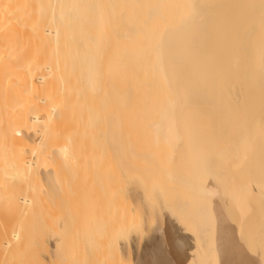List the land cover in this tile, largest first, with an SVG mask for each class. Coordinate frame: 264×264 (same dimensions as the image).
<instances>
[{"label":"bare ground","instance_id":"1","mask_svg":"<svg viewBox=\"0 0 264 264\" xmlns=\"http://www.w3.org/2000/svg\"><path fill=\"white\" fill-rule=\"evenodd\" d=\"M181 1L176 4L175 0H0V178L12 184L22 182L28 188L34 189L35 185H38L36 183L41 182L46 188L45 195L48 200L55 199L57 187L55 184L58 181L57 175H60L59 171L65 173L66 170L65 174L70 178L69 175L74 173L73 169L76 167L80 169L78 164L75 165L78 150H81L79 136L93 134V130H98L93 128H99V123H102L106 147L112 149L111 141H117L113 149L117 147V151H121L123 144L119 145V142H123L118 139H121L119 135L123 131L127 132L126 129L121 130V123L123 125L126 115L130 113L128 109L130 106L127 107L128 101L131 100L130 95L136 93L134 91L138 88L136 86L145 85L148 88L150 85L147 86V82L143 84V80V85L134 84L136 82H130L128 85L115 83L116 77L113 78V72L116 70L118 74V70L114 68L110 59L113 52L120 62H123V59L132 57L131 53L135 49L129 44L134 51L129 53L131 51L129 47V50L125 51L128 53H124V49L123 51L120 49L118 56L116 50L113 51L110 46L113 43L122 44L121 47L127 46L125 44L130 42L141 46L150 43L153 52L150 47L143 49L139 46L143 50L141 53L145 50L149 54L154 53H151L152 56L156 55L153 63L149 65L147 59L152 58L144 52L145 60L141 58L144 57L141 54V56L138 54L140 57L136 59H141L142 62L147 60L149 66L133 63L130 61L131 58L126 60L125 65H128V61L131 62L127 69L135 74L132 77L133 75L129 73L132 79L136 75L139 77L136 80L142 77L145 79L154 72L153 70H157L156 73L160 72L164 78L165 82H162L166 84L167 93L170 95L164 97L165 99L157 98L156 95L158 99L157 101L154 98L156 104L152 102V107L146 104V112L147 108L149 110L154 108L156 112L152 115L148 110L153 117L151 116V119L147 112L146 117L149 115L150 120L144 122L150 128V137L154 145L158 146L155 149L154 146L151 148L157 151L162 145L165 147L164 144L169 148L167 158L172 163V168L167 166L169 169L165 168L164 173H161L163 169L155 172L161 173L162 176L165 174V179L173 185L163 183L166 186L161 187L163 190H160L159 197H165L167 194L169 200H164L161 204L157 202L161 205L160 209L157 205L159 215L157 214L158 218H155L158 222L156 225L152 224L155 218H151L153 222L150 219L151 223L148 221L149 227L152 224V229L148 230L150 232L152 230L153 234L146 240L141 237L144 235L141 233L136 244L143 242L145 250L151 248L157 258L156 264H264V0ZM258 36L261 38L258 39ZM137 50L139 51V47ZM135 54L137 55L135 52L132 55ZM114 62L118 65V61ZM121 63L120 67L124 68V62L123 65ZM137 63L141 66H136ZM139 71L142 72L140 76ZM182 76L184 81L179 78ZM158 80L157 78L156 82ZM150 82L148 81L149 84ZM157 85L160 86L159 83ZM164 85L161 84L163 87ZM179 86L184 89L182 91L179 89L181 97L177 96L180 93L175 91ZM186 87L189 88L185 90ZM136 91L139 97L141 91ZM144 94L146 95L145 92ZM182 104L186 107H182L181 110L178 106ZM192 104L199 106L196 108L200 111L204 110L207 120L210 119L209 122L211 121L214 127L213 131L209 127L212 136H207L209 133L201 127L203 124L199 123L202 121L196 112L198 109L190 115L189 123L187 116L189 113H185V109ZM140 113L142 115L144 112L139 111V115ZM186 123L190 130L186 132L187 136L189 134L188 138L184 137L185 134L181 131V126H187ZM67 124L74 126L73 130L65 132L62 144H55L61 141L57 138L60 135L57 134L64 133L65 129L69 130L70 126L68 128L65 126ZM224 124L231 130L237 127L236 133L235 131L230 133L229 128L226 130L224 128L226 126L223 127ZM230 125L234 128L232 129ZM255 134L261 137H255ZM56 135L58 141L53 142ZM88 139H85L86 143ZM129 142L132 144L131 147L135 146L130 140ZM128 143L126 141L127 150L130 147ZM54 145L57 146L53 147ZM132 149L131 156L135 152L134 156L141 157L150 165L149 167H153L155 155L157 157L161 155L150 149L149 152L136 155L140 151H135V148L132 152ZM108 151L105 152L108 154ZM113 152L114 155L117 153L115 150ZM188 152L191 154L192 166H189L191 170L185 164L183 166L190 170L191 179L185 176L184 172H180L177 166L183 162V157ZM47 159L55 163L59 161L55 165V167L58 165L56 169L59 171L49 169L48 164L51 161L46 162ZM90 159L88 163L94 166ZM102 161L103 159L100 162ZM148 164L144 166L146 167L144 170H142L144 167L140 168L139 172H145L142 173L146 181L154 174ZM87 165L86 163L85 166L88 167ZM98 165L103 167L104 161ZM123 165L131 167L129 163L128 166L123 163L122 171L125 169ZM69 169H72V172ZM67 170L71 174L67 173ZM101 170L99 168L98 171ZM127 172L130 171H124L126 176ZM96 174L97 172L94 174L96 183L103 187L102 183L107 180L104 178L106 174L102 176L103 178H100V173L98 177ZM61 175L63 179L64 175L62 173ZM62 183L64 186L65 182ZM19 186L24 188L22 185ZM25 191L28 190H24V193ZM31 195L33 194L18 197L22 202L18 203L21 204L20 210L24 214L30 209L37 208L35 204L33 205ZM209 195L214 196L210 198ZM55 201L53 203H56ZM106 203L103 205L104 208L108 206H105ZM50 207L48 210L55 216L51 215V219H47L49 225L55 220L56 226L53 224L55 230H51H54L52 231L54 234L52 233L47 243L53 254L63 249L61 247L65 241L68 242L63 238L67 237L64 235H68L69 228L74 224L71 222L75 221L76 216L73 217L70 211H63L66 208L55 209L58 205ZM46 210H43L41 218L49 215H46ZM62 211L69 212L74 221L63 214L61 217L59 213ZM40 212L42 211L38 213ZM45 218L41 220L47 226ZM52 218L54 220L50 221ZM106 223L103 219L101 222L97 221L94 225V236H91L89 241L97 235L100 237L106 233L108 229ZM18 229L11 231L3 241L6 254L14 249L19 240ZM142 230L138 229V233ZM131 236L130 231L123 229L117 236L116 243L120 248L123 245L130 246ZM128 254L131 257L130 252ZM56 255L58 256V253ZM61 255L59 260L58 257L56 259L64 263L66 259ZM50 257L52 255H49V261ZM130 257L128 264H133ZM52 258L51 261L55 262L56 260ZM62 258L65 260L61 261ZM146 259L143 258L140 264H147ZM124 260L119 259L118 264H124Z\"/></svg>","mask_w":264,"mask_h":264},{"label":"rangeland","instance_id":"2","mask_svg":"<svg viewBox=\"0 0 264 264\" xmlns=\"http://www.w3.org/2000/svg\"><path fill=\"white\" fill-rule=\"evenodd\" d=\"M178 1L175 0V3L177 4ZM179 3L180 2H178V4ZM259 28L261 29L262 27L259 26ZM260 29H258V30L261 31L262 29L261 30ZM259 37L261 38V36H258V39H259ZM133 43L134 42H130L128 44H125V45H127L125 47H124V45L121 47L122 44L119 45L117 43L116 44L117 46H116L113 43V45L111 44L113 46V48H112V46H110V47H111V49L113 51L116 50V52L118 53V56H119L121 50L123 51V49H124V53H128V52H125V51L129 50V47H130L129 44L130 45L132 44V46L134 48L131 46L130 47L131 48L130 49L131 51H129V53H131V52L134 51V50L132 51V48H133V49H135L134 52L137 53V55L136 54L135 55H132V54H134V52L131 53V56H132V57H130L131 60H130V58H128L130 61H133V63H135V62L142 63V65L143 64H146V66L148 65L146 63L147 60H148L147 62H150L149 65L155 61V60L153 61V59H156V57H155L156 55H153L155 58L151 55V53L153 52L152 51L153 49H151L150 43H149V45L148 44H146V45H143L142 44L143 46H141V44H139L143 49L150 47L149 49H151V51H152L149 54V52L147 53V51L144 50V52L146 53V55L148 56V54H149V56L152 58V59L148 58L146 61H143L145 63H143L141 59H139V60L136 59V57H140L141 55L144 56L145 53L144 52L141 53L143 50H141L142 48H140V46L138 45V43H135L134 45H133ZM137 46L139 47V51L138 50L136 51V49L138 48ZM149 49H148V51H149ZM114 53L115 52H113V55L111 56L112 58H110V59L113 61L114 68H117V70H118V74L116 73V70L113 72V75H114L113 78L115 79V77H116V79L115 80L113 78L112 79L114 80L115 83H119L120 85H126V84L128 85V84H130V82H136L134 84L143 85V84H146L145 82H147V86L150 85V87L148 86V88L145 85L144 86H140V87L139 86H136L138 88H135V89L138 90L139 92L141 91L139 93V97H143V98L137 97L138 96L137 95L138 93H137L136 90H134L136 93L133 92L134 94L133 95H130L131 96L130 97L131 100H129V101H131V102L128 101V104H127V107L130 106V107H128V109H130V113L128 112V115H126V117L124 119V122L122 121L125 128H123V125L121 123V130H125L126 129L125 131H127V132L129 131V132H128V135H127L126 134L127 132L125 133L123 131V133H122L123 135L121 133H120L121 135H119V136H121V139H118V141L121 140L123 142V143H120L119 142V145H122L123 144L122 145L123 148L120 149L121 151H117L118 150L117 147H116V149H113V145L117 141H111V143L113 142L112 143L113 145L111 144L112 145V149H108L106 147L105 138H104L103 130H102V129H104L103 128L104 126L102 125V123H99V125H98L99 128H97V127L96 128L95 127L93 128V129H98L99 131L98 130L97 131H94L93 130L94 133L91 134V135L89 134L88 135L89 137L88 136H85V135L79 136L81 138V140H82V141L79 140L81 142L80 143V146H79L80 147L79 149H81V150H82V148H84V149H83V152L81 150H78L77 161H76L77 163L75 165L77 166V164H78V167L80 166V169H78L75 166L76 168L75 167L74 168H75V170L77 169L76 170L77 172H75V170L73 169L74 173H72V174H74V175L71 174V172H72L71 170L72 169H69V171H71V172H68V170H67V173L71 174V175L68 174L70 178H68V176L65 174L66 173V170L65 169H64L65 170V173H63V172L57 170L58 169V165L55 167V165L58 164V162H59V161H56L58 159L55 160L56 163L54 161H52V160H48V159L45 160L46 162H48V161H51L52 163L54 162L53 163L54 166H53V164L51 162L48 164V165H50L49 169L50 168H53L54 170L51 169L52 171H59L60 172V175L59 174L57 175V177H58V181L56 182L57 184H55L57 186L56 187V192H55L56 195L54 197L56 199V201H55V199L48 200L49 198H47V196L45 195V189L46 188L43 186L44 184H42L41 182H37L36 183L38 185H35V187H36L35 188L36 190H35L34 188H28L22 182H19V183L18 182L17 183L14 182L15 184L14 183L13 184H14L15 187H13V184L12 183H10L7 180L5 182V179L3 180L2 178H0V187H1L0 188V264H54V263H56V264H58V263H60V264L61 263L62 264H67V263H70V264L71 263L72 264H118V260L121 259V258L125 259L123 261L124 264H128V259L130 257L129 254H128L129 252H130V255H131L130 259L132 258L133 264H136V263L137 264H140L141 263V260L143 258H145V259L147 258L146 259L147 260V264H156L157 258H156L155 252L151 248L145 250L144 247H143V242H141L142 244L139 243V245L136 244V242L138 243V239H140V236L142 234H144V235H142L141 237L142 238L143 237L146 238V240H147V238L149 239L151 237V234H153V233H151L152 230L150 232L148 229H152L151 228L152 227V224L154 225L155 223L157 224V222H158L157 221L158 220L157 219L158 218L157 214L159 215V209H160V206H161L159 204L163 203L162 201H164V200H169V197L167 196V194L164 195L165 197L160 196V197H163L162 198L163 200L160 199L159 194L163 190V188H161L162 186L164 187L167 184H169V186H172L173 185V183H170V182L168 183L167 179H165V177H164L165 174L163 176L161 174V173H164V171L166 169H169L168 167H171L172 168V163H170V160H168V158H167L168 157V153H170V151L167 150V149H169L167 145L164 144V146L167 147V148L163 147V145H162L161 146L162 148L160 147L161 149L160 148H157V151H154V149L156 147H158V146H157V144L154 145L155 143L153 142L152 137H150L151 136L150 135L151 131H149L150 128L147 126V124H146V122H144V120L145 121H147V119L150 120V117L152 115H154V113L156 112V109L153 110L154 108L153 109L151 108L154 112L152 110H149L147 108V112H148V110L150 111V113L152 112L151 113L152 115L148 112L150 114V117H149V115H147L148 116V118H147L146 117V113H147L146 112V107H147V105L149 104L152 107V102H153V104H156V103H154L155 102L154 101V98L156 100L159 97H161V98L168 97L170 95V93L169 92L167 93V86H166L165 83H163L165 81H164V78H163V76H162V74L160 72L156 73L157 70H153L154 72L153 73L151 72V74L154 75V77H152L151 74L150 75L147 74V75H149V77L146 75L147 77H145V79H143V77L141 76L142 79L141 78H140V80L137 79L139 81V83H137L138 81L136 80V78H139V77L136 75V77L134 79H132V77H134L135 74L133 75V72L130 71V70H128L129 68L127 69V66L128 67L131 66L130 65L131 62L129 63V61H128V65L126 66L125 65L127 63L126 60H128V59H125V60L123 59V62H124V65H123V62L121 61L122 62L121 63L120 62V59H118L117 55H115L116 53L115 54ZM138 54L139 55L141 54V55L139 56ZM152 54H154V53H152ZM128 55H126V56H128ZM113 56L114 57H117V58H114ZM141 58L142 59L144 58V60L146 59L145 56L144 57H141ZM115 60L118 61V65H115L116 64L114 62ZM135 60H137V61H135ZM151 60H152V62H151ZM119 63H121L124 66V68L126 66V68H125L126 70L123 67H120ZM138 63L135 64V65L137 66ZM138 66H141V65H138ZM151 67H152V65H151ZM124 70H125L126 73L124 72ZM141 71H139L140 72L138 74L139 76L142 73ZM129 73L131 75H133V76L132 77L129 76L130 75ZM134 73H135V71H134ZM157 74L158 75L160 74V76L158 77ZM143 75H144V73H143ZM120 77H122L123 79L122 78L119 79ZM157 78L159 79L158 82H156L157 81ZM161 78H162V80H161ZM179 78H182V80L184 81L183 76L182 77H179ZM130 79H131V81H130ZM149 79H151V81L154 80V82H150ZM142 80L144 82L143 84H142ZM148 81L150 82V84L148 83ZM126 82H128V83H126ZM158 83L160 84V86L157 85L158 86L157 87L156 84H158ZM161 84H163V85L165 84L164 87L161 86ZM187 86H188V84H187ZM143 88L144 89L146 88V89L143 90ZM155 88H157L156 89L157 91L155 90ZM187 88H189V87H186L185 90ZM164 89H166V91ZM179 89H181L180 86L175 91H176V93L178 91L180 93V95L179 94L178 95L176 94V95L179 96V97H181L182 96L181 91L184 90V89H181V91ZM189 91L190 90H188V92ZM144 92L146 93V95L144 94ZM142 93H143V95L141 96L140 94H142ZM186 94H187V91H186ZM135 95L139 99H137L135 97ZM156 95L158 96L157 98H156ZM189 95H190V92H189ZM187 97L190 98L191 96L190 97L187 96ZM140 99H142V101H140ZM157 101H158V99H157ZM188 101H189V99H188ZM141 103H142V105H141ZM144 103H145V105H144ZM184 106L186 107V105L182 104V106L179 105L178 108L179 109L181 108V110H182V107H184ZM131 107H133V108H131ZM196 107H199V106H194L192 104L189 107H187V108H190V109H187V108L185 109V113H187V114L189 113V115H187L189 117V123H190V115L193 114V113H195L194 111H196V109H198L196 112L199 113V115L201 117L200 119H201L202 122H199L200 125L203 124L201 127L204 128L207 133H209V134H207V136L208 135L209 136H212L209 131H211L210 128L212 129L214 127H212L213 125H211V121L209 122L210 119L207 120V116H206L205 112H203L204 110L200 111L199 108H196ZM133 109H134V111H133ZM200 109H203V108H200ZM139 111L142 112V113L144 112L143 113L144 116H143V114L141 115V113H140V115H141L140 116L139 115ZM181 112H183V111H181ZM201 112L204 113V114L201 115L202 114ZM156 114H158V113H156ZM138 116L142 117V119L140 117H138ZM152 117H151V119H152ZM155 117H157V116H155ZM202 117H203V120H202ZM154 119H156V118H154ZM203 121H205L207 123H205ZM187 123H186L187 126H184V125H182L183 127L181 126V129H182L181 131H182L183 134H185L183 136L186 137V138L189 137V134L187 136V133L190 131L189 128H188L189 127V125H188L189 123L188 124ZM208 123H209L210 126H208ZM145 125H146V127H145ZM205 125H207V126H205ZM65 126H67V128H68V126H70V125L67 124ZM224 126H226V124H224L223 127ZM72 127H74V126L71 125L70 128H69V130H66V129L63 130L64 133H61L62 131L60 130V133L61 134H59V133L57 134L58 136L59 135L60 136L57 137V135H56L55 138L57 137V138H59V140L61 139V141H59V143L58 142H55V144L56 143L58 145L59 144H62L64 142V140H65L63 138L64 135H65V132L68 133V131L73 130ZM230 127H231V125H230ZM207 128H209V130ZM224 128L227 130V128H229V127L226 126ZM235 128L237 129V127H235ZM235 128L233 130H231L229 128L228 131H230V133L231 132H234L235 131ZM58 129H60V128H58ZM61 129H63V127ZM101 131H102V134H101ZM212 131H213V129H212ZM228 131H227V133H228ZM95 132H97V133H95ZM235 133H236V131H235ZM260 133L261 132H259V134ZM94 134H96L95 137H94ZM124 134H126V135H124ZM257 134H255L256 135L255 137H257V136L258 137H261V136H259ZM224 135L222 134V136H224ZM125 136H127V138ZM128 136H129V138H128ZM92 137H93L94 140L92 139ZM148 137H150V138H148ZM57 138L55 140H52V141L53 142L54 141H58ZM122 138L125 139V140H123ZM85 139H88L89 140L88 141L89 144H92V146L91 145L89 146L88 142L86 143ZM148 139L151 140V141H149ZM129 140L133 143V146L135 145L134 147H131L132 144L129 142ZM52 141H50V143ZM126 141H127V143L128 142L130 143L129 150H127V147L128 146L126 144ZM93 145H95V146H93ZM104 145H105V147H104ZM159 145H160V143H159ZM55 146H57V145H54L53 147H55ZM153 146H154V149H152ZM88 147L91 150L88 149ZM149 147L150 148L152 147V148L150 149ZM105 148H107V149H105ZM148 148L151 151L153 150L154 152H158L159 153L158 155L161 154L158 157L156 155L154 157L155 158V161H154L155 167H154V165H153V167H149L150 165L147 162H145L141 157L139 158V157L134 156V153H135L134 152V149H135V151L138 150V151L141 152V153L140 152L139 153L137 152L136 153V155H137V154H142V153L144 154V152H146V151L149 152V149ZM130 149H132V152H134L133 153V156H131L132 153H131ZM158 149H160V150H158ZM112 150L113 151L115 150L117 153L114 155V152ZM80 151H81V154H80ZM91 151L92 152L94 151V152L92 153ZM105 151H108L109 153L107 154ZM99 153H100V156H99ZM80 156H82V158ZM190 156H191V154H190V152H188L183 157L184 158L183 162L182 163H179V165H177V166L179 167L180 172H184L183 174H185V176H187V177H190V179H191L192 178V174L190 173L191 167H189V166H192V161H191V157ZM87 157H89L88 159H90V157H91V159H93V160L90 159V161H92V163H93L94 166H92V164H89L88 163L89 160L87 159ZM79 158H81V159H79ZM96 159H98V160H96ZM102 159H103L105 165L103 167L102 166L99 167L98 163L99 164H102L103 161L100 162ZM235 159H237V158H235ZM86 160H88V161H86ZM188 160H190V161H188ZM118 161H119L120 164L118 163ZM168 161L171 164V166L168 163ZM85 162L89 165V166L88 165L87 166L89 167L90 170L93 169V168L94 169L91 170V171L89 169H87L88 167L85 166L86 165ZM186 162H189L191 165L190 164L188 165V163L186 164ZM82 163H84V164H82ZM123 163H126V165L129 163L131 167L133 166V168H131L128 165H127L128 167H126V166L123 165L125 167V169H123L124 171L125 170L130 171V173L127 172L128 173L127 176L125 174L126 172L124 173V171H122V169H121L122 168L121 165ZM146 163L148 164V167L151 168L152 171H153V173H154L149 178V181L148 180L147 181L144 180L146 178L143 179V173L142 172H144V171L141 172L142 175H141V173H139L141 171L140 168H143L145 165L147 166ZM73 164H74V162H73ZM183 164H185V166H188L190 168V170L188 171V168L187 167H184ZM95 165H98V166H95ZM90 166H92V167L90 168ZM82 167H84V168H82ZM99 168L102 169L101 171H103V174H101V171L100 172L98 171ZM145 168L146 167H144L142 170H144ZM235 168H237V167H235ZM138 169H139V171H138ZM162 169H163V171H162ZM233 169L234 168H232V170ZM64 170H62V171H64ZM155 170H160L162 172L157 174L155 172ZM185 170H186V173H185ZM78 171H79V173H78ZM91 172H93V173H91ZM95 172H97V174L95 176H97L100 173L99 174V175H101L100 178L103 175L106 174L104 178L105 179L107 178V180H104V182L102 183V184H104L103 187H101L102 185L100 186V185H98L96 183V180L94 179ZM55 173H57V172H55ZM61 173L64 175L63 179H61L62 178ZM235 173H234V175H237ZM85 174H87V176ZM89 174H90V176H89ZM71 176H73V178H71ZM145 176L146 175H144V177ZM237 178L240 179L238 175H237ZM237 178H235V179H237ZM60 179L63 182H65L64 183V186L65 187L62 186L63 183H62V181ZM68 179H69L70 182L68 181ZM70 179L71 180H74V181L76 180L78 182L76 183L74 181H71ZM2 180H3V182H1ZM91 180H92V182H90ZM60 181H61L62 184L60 183ZM105 181H107V182L105 183ZM7 182H9V183H7ZM68 183H69V185L70 184L71 185L69 186ZM163 183L164 184L167 183V184L164 185ZM5 184H7V185H5ZM19 185L24 186V188L23 187L21 188ZM58 185H60L61 187L59 186V188H58ZM177 186H180V185H177ZM62 187L65 188V189H63ZM158 188H159V190H158ZM23 189L24 190H28L29 193H28V191L27 192L25 191L26 193H24V190ZM40 189H42V190H40ZM40 191H41V193H40ZM38 193H40V194H38ZM42 193H44V195ZM24 194H25V196L26 195H29L30 196V194H33V195H31V198L33 199V205L35 204V206H37V208H38V209L36 208V210H38L37 212H36L35 208L28 210V212L25 213V214L22 212V210H20L21 209L22 202H20V200H19L20 198H18V197H22ZM44 196H45L46 199L44 198ZM211 196L209 195L208 197L212 198L214 195L212 197ZM37 197H39V198H37ZM40 200H41V202H40ZM45 200H47V201H45ZM51 200H54L58 204L53 203L54 201L51 202ZM49 202H50V204H49ZM59 202L60 203L63 202V204L66 203L64 205L65 206L67 205L68 207L67 206L65 207L63 204H60ZM157 202H159V204ZM18 203H21V204H18ZM104 203H106L105 206L108 205L105 208L103 207ZM50 205L51 206L52 205H54V206H57L58 205L57 208L55 207V209H58V210H59V208H62V210L64 208H66L67 210L64 209L63 211H70L71 215L73 214L72 215L73 217H74V215L76 216V218H74L75 219V221H74V219L69 215V212L63 213V211H62V213H59L61 217L64 215V216H67V217L69 216L70 218H72V220L74 222H71V223H74V224H72V227L73 228L72 227L69 228L68 235H64V237L65 236H67V237H65L63 239H65V240L67 239V241H68L67 243L65 241V244L64 245L62 244V247L61 248H63V249L65 248L64 251H63V249H61L63 251L62 252L59 249L58 251H56V253H53L54 255L51 253V251L49 249V246H48V243H47L51 239L50 237H52V233H53L52 231L55 230L53 228V224H54V221L55 220L52 218V220H50V221H53V220L54 221L51 222L52 225H49L50 222H48V219H47V218L51 219V215H52V217L55 216V214L51 213L52 211L48 210V209L51 208ZM59 205H63L64 208H63V206H60L59 207ZM157 205H159V207ZM30 208H32V206ZM52 208L54 209V207H52ZM155 208H157V209H155ZM40 209H42V210H40ZM109 209H110V211H107ZM152 209H154L153 210V214L154 215L152 214ZM43 210L44 211L46 210V212H47L46 215L49 214L47 217L44 215V218L46 217L45 219H47V222H48V225L47 226H46V224L44 225V222L42 221V220H44V218H41L43 216L42 214H44V211ZM58 210H57V213L59 212ZM39 211H42V212L38 213ZM60 212H61V210H60ZM60 216H58V217H60ZM155 217H157V218H155ZM151 218L152 219L155 218V219H153L154 223H152L151 226L149 227L148 221L151 223V221H152ZM55 219H56V217H55ZM102 219H103V222L105 221V223L107 221L106 225H107L108 229H107L106 233L105 234L103 233L102 235H100V237H99V235H97L96 236L97 239H96V237L93 238V240L96 239L94 241L93 240L89 241L91 239V236L92 237L94 236V232H95L94 231V229H95L94 225L97 224V221L98 220H99V222H101ZM150 219H151V221H150ZM39 220L41 221V223L42 222L43 223L41 224ZM108 221L110 223L109 225H108ZM54 226H56V225L54 224ZM16 228H19L18 229L19 230V240L14 245V247H13L14 249H12L11 251H9L6 254L3 241L9 235V233L11 231L15 230ZM51 229H54V230H51ZM123 229L130 231V233L132 235L130 241H131L132 244L130 246L123 245L122 248H120L118 246V244L116 243V241H117V236L119 235L120 231H122ZM138 229H143V230H142V232H140L141 231L140 230L139 231L140 233H138ZM47 230H49L50 233L49 232H46ZM145 230L146 231L148 230V231L146 232ZM91 233H93V235H91ZM138 234H139V236H138ZM148 234H149V236H148ZM145 235L147 237H145ZM42 238H45V239H42ZM71 241H73V242H71ZM88 241H89V243H88ZM44 243H46L47 245H45ZM91 243H94V244L93 245H90ZM67 244H69V245H67ZM140 244L142 246H140ZM71 245H72V247H71ZM137 245L140 246V247L138 248ZM46 246H47V248H45ZM74 247H75V249H73ZM128 247H129V250H128ZM67 248H69V250ZM49 252H50V254H49ZM76 252H77V254H76ZM57 253H58V256L56 255ZM63 254L65 256H63ZM49 255L50 256L52 255V257L53 256H56V257H55V259L52 258V257H50V261H49L48 260L49 259ZM60 255H61V257H64L66 259V260L64 258L61 259V261L63 259L65 260L64 263L63 262H60V261L59 262L57 261V259L59 260V258H60L59 256ZM74 257H75V259L73 260ZM51 258L54 259V260H56L57 262L56 261L53 262V260L51 261ZM67 258L69 260H73V261L70 262ZM79 260H80V262H78ZM66 261H68V262H66Z\"/></svg>","mask_w":264,"mask_h":264}]
</instances>
